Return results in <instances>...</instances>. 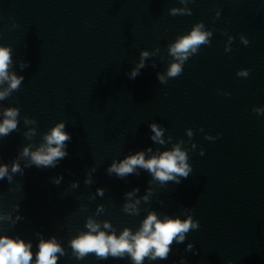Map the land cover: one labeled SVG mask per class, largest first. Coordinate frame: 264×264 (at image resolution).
Listing matches in <instances>:
<instances>
[{"label":"clouds","instance_id":"clouds-1","mask_svg":"<svg viewBox=\"0 0 264 264\" xmlns=\"http://www.w3.org/2000/svg\"><path fill=\"white\" fill-rule=\"evenodd\" d=\"M183 14V10L173 9L172 14ZM191 14V13H188ZM203 25H196L192 31L177 40L171 47L170 53L178 62L172 63L168 70L169 77H177L182 73V64L188 57L198 51L201 45L208 43L210 32L202 31ZM247 44V41H244ZM142 61L133 69L131 77L138 74L139 68L143 67V58L148 56L143 52ZM11 63L10 49L0 47V84L8 81V88L0 91V100L8 96L11 91L18 90L23 77H17L15 74H9L8 68ZM247 72H241L239 75L246 76ZM161 81L164 77H159ZM18 109L7 108L3 112L4 119L0 122V136H7L11 131L17 128ZM28 121H26L27 123ZM64 123H59L53 127L50 133L44 136L45 143L35 151L24 148L22 156H30L31 163L38 167L55 166L56 162L63 159L67 152L65 142L71 139L70 134L64 131ZM155 135L153 140H160L161 130L155 125H151ZM203 154V153H202ZM187 156L184 151L177 146L172 151H165L159 156H154L145 160L143 152H137L122 160L119 164L113 162L108 169L109 173H116L118 177H125L134 172L135 168L147 169L155 179L161 182L174 180L177 184L181 181L176 179L177 176L188 177L191 168L186 163ZM20 171L18 163H13L12 172ZM175 174V175H173ZM8 175L7 165H0V179ZM11 179V177H9ZM131 195V193L129 194ZM134 208V205L126 207ZM86 227L87 232L81 233L70 242L73 255L77 260H83L89 254H95L98 259L123 258L128 254L135 264H142V261L148 257L155 260L156 258L165 259L169 252V245L174 239L182 242L184 234L191 229H198L200 224L192 220L191 216L186 220L165 219L158 220L154 213H150L143 221L140 230L133 235L128 229H125L118 237L113 232L107 234L100 231V225L89 219ZM105 228L111 225L104 223ZM189 245V249H191ZM63 256L64 250L57 243L55 238L43 240L38 245V251L35 254V264H57L58 255ZM33 252L31 243H26L23 239H13L8 236H0V264H32Z\"/></svg>","mask_w":264,"mask_h":264}]
</instances>
